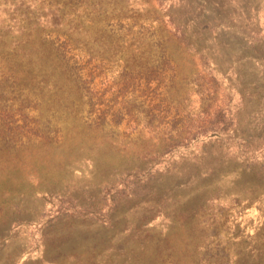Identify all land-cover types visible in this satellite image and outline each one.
Returning <instances> with one entry per match:
<instances>
[{
  "label": "rangeland",
  "instance_id": "1",
  "mask_svg": "<svg viewBox=\"0 0 264 264\" xmlns=\"http://www.w3.org/2000/svg\"><path fill=\"white\" fill-rule=\"evenodd\" d=\"M27 36L54 60L68 38L70 64L96 78L73 111L48 95L31 107L39 129L71 130L59 144L0 137V264H264V0H0V58ZM158 44L181 66L174 89ZM89 52L109 62L88 66ZM121 56L145 60L134 85L120 79ZM201 58L218 60L227 112L226 129L208 133ZM2 81L6 132L12 116L24 121ZM174 118L171 141L174 124L160 122ZM96 123L119 146L74 145L72 134L101 136Z\"/></svg>",
  "mask_w": 264,
  "mask_h": 264
},
{
  "label": "trees",
  "instance_id": "2",
  "mask_svg": "<svg viewBox=\"0 0 264 264\" xmlns=\"http://www.w3.org/2000/svg\"><path fill=\"white\" fill-rule=\"evenodd\" d=\"M99 14H104L105 16L113 17L116 12L114 10H110L107 7L103 8V11ZM66 17L67 14L63 13ZM100 17V15H98ZM71 29H79L78 26H73ZM181 44H185V41H181ZM189 47H193V44H188ZM67 47H69L68 38L64 40L59 48L51 49L55 50L56 57L58 60H54L52 57V53H46L45 49H38L37 42L32 40L30 36H27L25 40H20L16 42V51L13 56L9 59L7 57L2 56L0 58V78L3 80L1 84H5L12 81V90L9 92L10 94H15L13 97H18L17 102L19 104V109L17 110V114L23 117L24 124H16L18 119H14L12 116V121L14 124L6 125V132H4L0 128V137H2L1 142L12 146H25V144L33 143L29 137L30 134L34 135L41 140H46L48 142H53L54 144H59L61 142V138L65 136H69L71 133L70 129H66L64 126H59L56 120L55 127L52 128H38V124L40 120L38 118L30 119V113L33 112L34 109H42L43 101L46 95H48L49 99L52 101L51 103L54 105H65L67 108H72L71 111L75 109V105L79 103L80 100L83 99L84 93H90L92 90L90 83H92V79H95V75L91 71L88 74V77L91 78V81H87L83 79L78 69L75 66L70 64V58L68 57V52L66 51ZM135 44H133V48H137ZM158 51L162 54L160 60L162 64L169 70L172 71V74L169 76V85L166 88L169 90L170 88L174 89L177 83L182 82L183 75L181 72V66L175 62V60L167 54L164 46L161 44L157 45ZM105 48V47H104ZM37 51L39 55V60L34 59V52ZM57 51V52H56ZM101 51V48H100ZM89 60L86 65L88 66L92 64L94 60L98 58L103 62H109L108 57H99L95 56L93 52H89ZM123 57L124 68H129L124 71L123 75H120V79L122 80L125 86L134 85L137 78L142 79L143 72H141V68L144 67V58L143 57H135V56H121ZM34 60V61H33ZM201 65L203 67V77L200 79L199 88L203 89L201 93L202 97V106L199 113V116L202 118L201 126L205 127L203 130L204 133L218 131L219 129H226V121H227V112L225 108H223L219 102V92L217 84V74L220 72V66L218 64V60L214 58H201ZM36 62V63H35ZM47 62L51 63V66L46 64ZM214 65L213 69L211 66ZM43 66H47L45 68ZM223 76L226 73H222ZM27 81L28 89L25 90L19 82ZM241 97L244 96L241 90H238ZM5 92L0 89V101H7L8 98L6 96H2L1 94ZM169 92V91H168ZM172 90L169 92V98L172 99ZM30 106V107H28ZM63 108V106H61ZM176 109L177 114H180L179 104L175 103L168 108L165 109L166 116L170 114L172 109ZM28 111V112H27ZM38 116H42V111L36 113ZM170 116V115H169ZM165 118V117H164ZM180 119H178L179 121ZM97 122V121H95ZM31 123H34L36 126H30ZM161 125H170L174 124V127L169 129L168 135L169 138L172 137L171 141L174 139L173 129H176V120L171 119L170 121H161ZM182 123V122H180ZM93 128L99 130L103 134L101 136L95 135L97 139L89 135L83 134L82 132L77 133L76 135H71V137H79L73 138L72 141L74 145H76L81 151H88V145H100L104 146V144H108L110 147L112 145H118L112 136H108L105 132L106 128L101 123H96L93 125ZM16 129H20L24 131L25 135L21 134H12L15 133ZM77 130L73 127V130ZM94 129V130H95ZM65 130V131H64ZM29 133V134H28ZM46 133V134H45ZM28 134V135H27ZM53 134V137L51 136ZM24 137H26V142L24 141ZM128 144L122 145L123 149H126Z\"/></svg>",
  "mask_w": 264,
  "mask_h": 264
}]
</instances>
